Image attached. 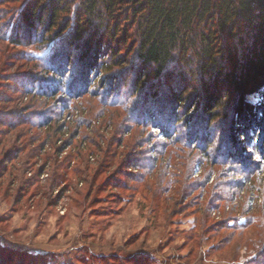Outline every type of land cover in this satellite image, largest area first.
<instances>
[{"label":"rangeland","instance_id":"obj_1","mask_svg":"<svg viewBox=\"0 0 264 264\" xmlns=\"http://www.w3.org/2000/svg\"><path fill=\"white\" fill-rule=\"evenodd\" d=\"M28 1L0 0V264H264V149L239 136L234 90L213 122L197 105L176 132L139 112L127 70L88 96L52 95L44 66L64 44L27 35Z\"/></svg>","mask_w":264,"mask_h":264},{"label":"trees","instance_id":"obj_2","mask_svg":"<svg viewBox=\"0 0 264 264\" xmlns=\"http://www.w3.org/2000/svg\"><path fill=\"white\" fill-rule=\"evenodd\" d=\"M21 24L29 37L64 44L60 54L57 47L48 53L44 66L56 80L47 90L52 95L75 87L79 97L88 96L91 88L106 89L127 70L133 76L123 81H132L143 97L139 112L152 115L149 124L157 121L176 132L178 124L186 126L199 115L191 113L197 105L208 124L213 122L221 92L234 90L232 122L243 126L239 136L255 133L256 141H247L253 156L264 149V107L251 111L240 97L255 93L264 100L257 90L264 83V0H29ZM13 42L22 40L15 35ZM169 102L166 114L168 108H162ZM204 142L207 149L213 140ZM241 155L247 156L244 149ZM238 160L244 162L239 155Z\"/></svg>","mask_w":264,"mask_h":264}]
</instances>
